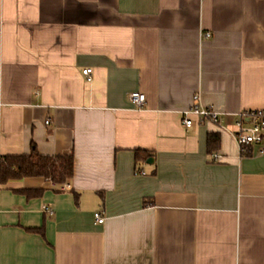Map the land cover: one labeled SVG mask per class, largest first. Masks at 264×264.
I'll use <instances>...</instances> for the list:
<instances>
[{
	"label": "crops",
	"instance_id": "1",
	"mask_svg": "<svg viewBox=\"0 0 264 264\" xmlns=\"http://www.w3.org/2000/svg\"><path fill=\"white\" fill-rule=\"evenodd\" d=\"M196 94L219 125L183 124ZM254 110L264 0H0V160L75 161L70 189L0 181V264H264V154L230 134Z\"/></svg>",
	"mask_w": 264,
	"mask_h": 264
},
{
	"label": "trees",
	"instance_id": "2",
	"mask_svg": "<svg viewBox=\"0 0 264 264\" xmlns=\"http://www.w3.org/2000/svg\"><path fill=\"white\" fill-rule=\"evenodd\" d=\"M220 133H210L207 138L209 153L217 152L220 147ZM152 155L148 151L136 150L137 162H146ZM75 173L74 156H46L36 149L29 155L7 156L0 160V181L8 183L26 178H45L56 186H62L70 182ZM28 197L41 194L40 190H27Z\"/></svg>",
	"mask_w": 264,
	"mask_h": 264
},
{
	"label": "built area",
	"instance_id": "3",
	"mask_svg": "<svg viewBox=\"0 0 264 264\" xmlns=\"http://www.w3.org/2000/svg\"><path fill=\"white\" fill-rule=\"evenodd\" d=\"M206 37H210V34H206ZM83 75L88 81L92 80L93 69L87 68L83 70ZM130 100L138 107H143L146 102V96L140 92H134L130 95ZM183 124L186 127H192L195 122L191 119V116H195L199 119V122H211L213 124H220V118L218 113L214 112L211 108L205 107L200 102V96L198 94L193 97L192 106L183 113ZM230 134L235 139L240 150H243L250 146H258L259 154H264V111H244L237 115V119L234 123V129L230 131ZM214 160H218L219 155H213ZM144 174V172H142ZM70 185H64L63 189H70ZM46 212H51L50 209L45 208ZM95 220L97 224H103L105 222L104 217L100 213L95 214Z\"/></svg>",
	"mask_w": 264,
	"mask_h": 264
},
{
	"label": "water",
	"instance_id": "4",
	"mask_svg": "<svg viewBox=\"0 0 264 264\" xmlns=\"http://www.w3.org/2000/svg\"><path fill=\"white\" fill-rule=\"evenodd\" d=\"M152 163H153V160L150 159V160L148 161V164H152Z\"/></svg>",
	"mask_w": 264,
	"mask_h": 264
}]
</instances>
